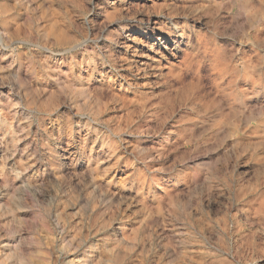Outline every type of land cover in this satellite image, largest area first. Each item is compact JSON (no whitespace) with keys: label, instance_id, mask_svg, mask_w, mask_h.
Instances as JSON below:
<instances>
[{"label":"clouds","instance_id":"clouds-1","mask_svg":"<svg viewBox=\"0 0 264 264\" xmlns=\"http://www.w3.org/2000/svg\"><path fill=\"white\" fill-rule=\"evenodd\" d=\"M131 23L178 62L138 65ZM260 259L264 0H0V264Z\"/></svg>","mask_w":264,"mask_h":264},{"label":"rangeland","instance_id":"rangeland-1","mask_svg":"<svg viewBox=\"0 0 264 264\" xmlns=\"http://www.w3.org/2000/svg\"><path fill=\"white\" fill-rule=\"evenodd\" d=\"M121 1L122 0H114L116 8H126V9H131L133 7H146L147 8V7H152L154 2L163 3V0H141V1L123 0V2ZM168 2L169 3H172V2L179 3V0H168ZM111 10H112L111 7H109V11ZM145 19L147 20L148 17L144 13L143 14L140 13L137 16V20H145ZM152 19L154 21V20H157L158 18L153 17ZM128 32H130V34L133 37L141 41V43L139 44H137L135 40L127 41V43H129L132 46V48L139 53V55H137L134 58L138 65L151 64L154 70H163L167 72L170 64H176L178 62L176 59L175 51H174L176 47V41H175L176 39L172 36L170 37L167 31H163L161 30L160 27L154 26V25L153 27L144 29V28L137 27L134 23H131L130 27L128 28ZM151 79H156V77H152ZM180 88H181V85L177 83L173 91L178 90ZM194 88H195V84L192 83L191 87H187L184 89V95H190L192 91L194 90ZM164 91L167 92L168 90L164 89ZM156 93L157 95H159L160 90L159 89L156 90ZM115 94L118 96H121V106L119 108V111H117L116 113H110L109 115L118 116L121 119V121L124 122L125 124L127 123V120H125L126 115L128 116L129 119L132 118L131 114L127 112L126 106L127 108L138 109L140 111H143L144 108L146 107L144 102L142 100H139V98L134 93H124L120 91L119 89H116ZM171 99H173V102H174V98H171ZM149 123H151V121ZM89 147L92 148L93 145L90 144ZM95 148L98 149L99 146L96 145ZM93 156L98 161L99 160L105 161V164L101 165L102 168L107 167L111 163H113V161L106 160V155L103 151H98V150L93 151ZM113 171L116 172L117 175L121 174L119 172V169H113ZM37 264H40V262H37ZM257 264H264V259L258 260Z\"/></svg>","mask_w":264,"mask_h":264},{"label":"bare ground","instance_id":"bare-ground-1","mask_svg":"<svg viewBox=\"0 0 264 264\" xmlns=\"http://www.w3.org/2000/svg\"><path fill=\"white\" fill-rule=\"evenodd\" d=\"M129 1H131V0H129ZM139 1H141V0H139ZM122 2V1H121ZM127 2V1H126ZM125 3V2H124ZM128 3V2H127ZM132 3V2H131ZM135 4V3H134ZM143 14V13H142ZM146 20V19H145ZM155 21V20H154ZM155 26V25H154ZM148 31V30H147ZM130 33V32H129ZM159 35V34H158ZM165 35V34H164ZM138 37V36H137ZM143 37V36H142ZM171 37V36H170ZM173 37V36H172ZM162 38V37H161ZM160 39V38H159ZM161 40V39H160ZM176 41V40H175ZM134 42V41H133ZM148 44V43H147ZM154 44V43H153ZM160 44V43H159ZM136 46V45H135ZM149 47V46H148ZM149 50V49H148ZM149 52V51H148ZM158 53V52H157ZM158 55V54H157ZM164 55V54H163ZM163 57V56H162ZM138 61V60H137Z\"/></svg>","mask_w":264,"mask_h":264}]
</instances>
